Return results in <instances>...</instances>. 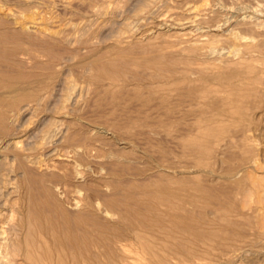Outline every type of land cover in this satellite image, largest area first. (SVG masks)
I'll return each instance as SVG.
<instances>
[{"label":"rangeland","instance_id":"374dc122","mask_svg":"<svg viewBox=\"0 0 264 264\" xmlns=\"http://www.w3.org/2000/svg\"><path fill=\"white\" fill-rule=\"evenodd\" d=\"M195 7H199L200 11L194 10ZM0 9V30L4 29L3 31L9 33H22L26 36L29 34L37 35L43 37L47 41H56L59 44L54 51H57L56 53L58 54L67 55L70 59L68 62L69 68L67 67L65 76L69 75L67 78L79 96V105L76 108L80 106L78 109L80 110L79 112L82 111V113H85V117H83L84 119L82 120L85 123L84 126L87 127H85V134L88 136V139H86L87 136H85L83 140L70 144V146L66 145L67 147H65V145H60V147H56V158L59 157V159L51 161V164L56 165L57 168L60 167L64 173L70 175L68 177H72L70 178L71 180L67 178L66 182L68 184L63 182L62 184H55V187L53 185L57 197L60 198L59 200L62 205L65 206L64 208H67V211L69 210L68 212L77 214L85 208L83 204H85L88 197L92 195L89 184L91 185V180L94 179L102 180H99L101 182H99L100 191L98 193L99 196L95 199L96 208L94 210L98 212V215L101 216L102 219L104 218L105 221L108 220L107 216H109L108 221H112L114 219H119H117V217L119 216L120 210L108 208L104 205L105 201L109 198H119L123 193L125 196L126 189L130 186L132 181L135 185H141V183L145 184L152 181V179L154 180V178L157 179L160 175L159 173L163 172L178 178H185L191 175L201 187H207L209 189L220 188L217 189L219 190L218 195L222 197L215 201L201 199L202 209L200 213L205 221L202 229L203 239H200L201 241L198 240L199 243L193 238L187 240L188 246L190 247L189 249L198 254V257L196 254L191 256V254H184L183 251L179 250L178 241L181 240V243L183 240V238H181L183 236L180 232L173 233L176 235V239L179 237L177 241L173 238V240L175 239L177 242L176 246L175 241L169 242L172 239L167 240L165 235H162L163 233L161 234L159 231L158 233H160L161 236L156 232L158 239H155L157 241L159 240L156 243L154 239V237H156L155 231L143 229V233L146 231L149 241L153 242L155 246L158 245L160 250L163 248L161 253L163 252L166 256L165 258L167 259L170 257V259H165V262H167V264H264V0H0ZM9 12L12 14H8ZM180 22L184 23L183 26L180 25ZM181 33H188V39H185L187 44L183 42V36L181 37V35H179ZM242 37L246 38L241 42L249 44L248 49L245 51H242L241 47H238L240 50L236 48L238 45L236 41H240ZM122 39H125L124 41H129L130 45H134L137 55L139 50L143 51V49L149 46L152 47L149 43H152L153 48H158L156 45L161 47L160 49L155 48L156 51L151 48L143 57L146 62L141 58L143 61L140 60L133 64L131 70L143 77V80H149L150 77L152 79L154 75V78L158 81H155L157 82L156 84L153 83L155 80L153 78L154 80H152L153 82L151 81V83L157 87L162 86L165 88L166 92H168L167 94L173 90L171 92L172 96L169 95L173 100H176L177 105L181 106V108L178 106L176 110L179 112L180 116H182L178 117L181 121L183 120L182 123L175 118L177 112L176 115H174L175 111L173 113L166 112V109L162 107L161 104H157V101L159 103L158 99L153 101L147 111L149 112L147 115L149 116L148 119L151 121V124L154 123L152 120L158 121L160 118L167 121H174L173 118H175L179 122L174 121L178 123V128H175L177 124L174 123L172 132L169 135L156 130V133H154L152 128H148L150 131H147V128L146 130L142 129L143 127H140V122L143 124L145 119L132 126V130L131 128L128 129V131L132 133L126 130L120 132L119 136L124 140L118 141L114 136L116 133L111 129H107V124H109L110 127V123L114 122L115 119L107 115L108 110L106 109H109L110 105L108 106L105 104L106 102L101 103V100L99 101L98 94L103 90V87L101 88V86H99L95 78V74H97L96 71L81 62L83 58H87V56L92 54L108 53L116 47V44L120 43L119 41H122ZM26 40L27 38L24 37L21 41L22 43L25 41L27 44L29 41L26 42ZM196 40L204 42L205 44L208 43L206 45L207 47H205V52L202 51L200 55L189 50L192 52L191 55H189V51V54L186 51V45L188 46L190 45L188 42L192 41L191 43H193V41ZM129 42L127 43L129 44ZM125 43L126 42H124V44ZM170 43L174 45L177 43L176 46L180 48L178 49L177 47L176 49L178 50H181L183 46V49L185 48L183 54L178 50L174 52L176 51V46L174 48L166 47L170 45ZM138 44L140 45L139 47L137 46ZM28 45L26 46L27 48L29 47V49L33 47V50L30 49L32 53L35 51V53H37V47L31 46L32 44H30V42ZM146 45L147 47H145ZM162 46L168 48H164L165 51L163 50L166 55H164L165 53H160ZM252 47L255 50L253 49L252 51ZM170 48L172 51L169 50ZM40 49L38 51L39 54ZM158 50H160V52ZM42 51L41 49V52ZM187 54L190 57H188L189 61H186ZM192 54H194V57H192ZM146 56L151 57L149 60L153 62L157 60L160 66L155 64L156 62L153 63L152 65L156 68L153 70L151 67L152 65H150L152 61L147 62ZM43 57L45 59L47 58L44 54ZM153 57L156 59L155 61ZM161 57L162 59H160ZM239 58H245L246 60H241ZM199 59L204 62V65L198 66L200 63ZM249 59L251 63L247 64L248 67L246 66V68L244 66ZM170 60L171 62L167 63ZM207 60L210 62L215 61L223 67H238L244 76L239 72L241 81H229L224 84V86L222 83V87L221 83H213L212 81L210 83L208 79L210 76L207 77L209 73L212 72V76L216 73H220L218 69H221V72L229 69L224 67L225 70H222L221 66V68L218 69H210L208 72L206 70L208 69L206 66L209 65L206 63L208 62ZM179 61H181V64ZM197 61L199 63L196 64ZM237 61L241 62L239 63L241 64L239 65L240 67L237 65ZM143 62L144 64H142ZM182 62L187 67L190 66V69L193 66L195 67L196 64L195 70L200 67L202 68L201 71L205 69L208 74L206 71L204 74V72L201 73L198 70L196 71L197 73L194 74V69H187ZM147 63H149V65ZM235 63H237V66L234 65ZM244 63L245 65H243ZM178 64H180V66H178ZM147 65L149 67H146ZM163 65L166 67L164 68ZM242 65L243 67H241ZM249 65L252 67H249ZM135 66H137V68ZM202 66H205L204 69ZM181 67L184 69L182 70ZM175 68L182 71H178L180 72L178 73L177 70H175L179 78L183 77L181 76L183 75L182 73L186 72L185 74L189 79H192L193 83L194 80L197 79L198 73H200L199 77H201L198 79L202 82H197L201 85L204 84L203 86L214 91L215 94L211 95L215 97L212 98L209 96L203 103H198L192 98H189L190 100L187 98V100H179V94L193 87L192 85L197 86L198 83L196 84L195 81V84H192L189 79L190 82H187L186 79L188 77L186 75H184L182 80L172 75ZM245 68L250 74L245 71ZM248 68L250 69L248 70ZM170 70L171 73L169 72ZM212 70H214V72ZM153 71H155L154 74ZM147 75H149V77ZM171 75L174 76L172 77L173 80L178 78V80L175 79L178 81L177 84L176 81H174V83L172 82L170 79L171 77L169 78ZM203 77H207V80H202ZM168 79L169 81H167ZM243 79H245V81ZM179 81H181V84L183 83L184 87H181L182 85L179 84ZM146 82L149 83L150 80ZM160 83H167L168 85H162ZM213 85L217 88L216 90H221L219 92H222V95L217 92L215 88L213 90ZM168 86H171V88ZM223 89L224 92L222 91ZM216 93H219V95ZM216 97H220L227 101H224L225 105L228 106V104H230V109L229 106L228 108L225 107L227 109L221 106L224 105V102L222 100H218L219 102H217L218 98L215 99ZM208 100H210L209 104L206 103ZM192 103H197L198 105ZM210 103H215L216 105ZM156 104L160 107L158 108ZM207 104L219 110L213 109L219 117H215L212 109L211 112H209L210 106L207 108V106H205ZM194 107H196L197 110ZM154 108H158L157 111L159 113H156ZM161 108L165 110L163 111ZM101 109L104 113L101 112ZM192 110L195 113H193ZM205 110H207V112ZM197 111H199V114L196 113ZM204 111L206 112L205 115ZM230 111H232V116L234 112L237 114H234V117H232L230 116ZM184 112H186V115L188 114V119ZM192 113L194 115H192ZM169 114L171 118H169ZM213 114L214 116H212ZM214 117L215 119L211 120V118ZM62 119L72 124L75 122L73 119ZM120 120L124 122L121 117L119 121ZM86 121L90 122V124ZM150 121L148 122L149 124ZM181 124L185 126L183 127ZM188 125H190V127H187ZM195 126L198 127L199 130H197ZM179 127H181V129ZM202 130L204 133H202ZM206 130L211 132V135H209V133L206 134ZM184 132H186V135ZM187 132L188 134L189 132L195 134L194 136L193 134L188 135ZM199 133H201L202 136ZM135 134L138 135L136 136ZM203 136L205 138H203ZM206 136L209 137L207 138ZM187 137L188 139L194 137L192 140L195 142L199 141L205 146L208 145L207 148L209 149L204 151L206 153H202L201 155L197 154V158H199L200 155V159H202L199 167L196 165V155H190L181 146V139H186ZM151 141L153 143H150ZM153 149L154 151L152 152ZM164 157L170 163L169 172H165L162 167L160 168L159 166V162H161ZM157 159H159L158 162ZM71 168L72 171L70 170ZM115 172H117L116 175ZM83 174L87 175L84 177ZM133 182L131 184H134ZM95 183L98 184L97 182ZM85 185L88 186L86 187ZM115 188L118 190L121 189L120 193H117L118 190ZM114 191L116 193L115 195ZM226 192L231 195L232 200H228L224 197L223 194ZM119 194L121 196H119ZM124 196H122V198ZM17 206L18 204L12 205L11 209L13 208L15 210ZM82 206L84 207L81 208ZM106 211H109L110 215ZM231 223H234L236 227ZM149 233L152 236H149ZM134 240L137 241L135 238ZM160 241L164 242V245ZM164 247L169 250H166ZM165 251L171 253L172 251L175 253L177 251L179 254L176 253L178 255L175 256V253L170 254ZM180 253H182V255ZM167 254H169V257ZM153 263L154 262H152V264ZM146 264H150V262Z\"/></svg>","mask_w":264,"mask_h":264},{"label":"bare ground","instance_id":"6f19581e","mask_svg":"<svg viewBox=\"0 0 264 264\" xmlns=\"http://www.w3.org/2000/svg\"><path fill=\"white\" fill-rule=\"evenodd\" d=\"M194 10L200 11L199 7H195ZM8 14H12V13L9 12ZM183 24L184 23H181L180 25L183 26ZM3 30H0V264H142V263L146 264L147 262H150V264H152V262L158 264H167V262H165L166 256L163 254V252L161 253L163 248L162 250H160L159 249L160 247L158 248V245L155 246L153 242L149 241L148 236L146 235L147 233L146 231H144L145 233H143V229L153 230V232L155 231V233L156 232L158 233L159 231L161 232V234L163 233L162 235H165V238L167 240L172 239L169 242L175 241L176 235L173 234L174 232H180L183 236L181 237L183 238V240L181 243H180L181 240L178 241L179 242L178 247L180 248L178 249L183 251L184 254L188 253L191 254V256L195 255L196 253L192 252L189 249L190 247L188 246L187 240L191 238H193L195 241L203 239L202 229L205 221L201 217V213H200L202 209L201 199L208 201H215L220 199L222 196L218 195L219 190L217 189L220 188L209 189L207 187H201L200 185L197 184L194 177H192L191 175L185 178H178L176 176L168 175L167 173L163 172V173H159L160 175L157 177V179L154 178V180L152 179V181L148 183L143 182L145 184L141 183V185L138 184L135 185V183L132 181L134 184H131L132 182L130 183V186L127 187L126 189L125 196L123 195L124 193L121 194L122 196H124L123 198L119 194V196L121 197L109 198L105 201V204L103 203L108 208H111L113 210L114 209L120 210L119 213L120 217L119 216L117 217V219L119 218L118 220L114 219L112 221H108L109 216H107L108 220L105 221L104 218L102 219L101 216L98 215L99 213L95 212L94 210L96 208L95 199L97 198V196H99L98 195L100 191L99 180L101 179L99 180L94 179L95 181L91 180L92 183L91 185L89 184L90 186L89 188H91L90 191H92V195L88 197L86 203L84 202L85 204L83 205L85 206V208H83L84 206L81 207L84 210L82 209L81 212L77 214H73L68 212L69 210L67 211L66 210L67 208L66 209L64 208L65 206L62 205V203L59 200L60 198L57 197L53 185L55 187V184H59V183L62 184L63 182L67 181V178L69 180L72 177H68L70 175L64 173L60 169V167L57 168L56 165L51 164V161L55 159H59V157L56 158L57 156L56 147L58 146L60 147V145H65V147H67L68 145L70 146V144L79 142L83 140L85 136H87L85 134L86 126H84L85 123L82 120L84 119L83 117H85L84 115L85 113H82V111L79 112L80 110L78 109L80 106L76 108L79 105V96L75 92L74 87L70 84V81L67 78L69 75L65 76L66 74L65 71L68 67V62L70 59L68 58L67 55H63L61 53L58 54L56 53L57 51L56 52L54 51V49L58 47L59 44L56 41L55 42L47 41L43 37L37 35L29 34L26 36L23 35L22 33H9ZM179 35H181V37L183 36L184 39L183 42H186L187 44V41H185V39H188L187 37L188 33H181ZM24 37L27 38L26 42L29 41L30 44H32L31 46L37 47L36 48L37 53H35L36 51L34 53L31 52L30 49H32L33 47L30 49L29 47L27 48L26 45H28L29 42L26 44L24 41L23 43L25 45L22 43L21 40H23ZM245 38L246 37H242L240 41H236V43L239 45L238 46L236 44L237 49L238 47H241L242 51L248 49L249 44L241 42ZM124 40L125 39L119 41L120 43H117L116 47H114L108 53L92 54L90 56H87V58L86 57L83 58V60L81 59L82 64L96 71L97 74H95V78L97 79L99 86H101V88L103 87V90L100 92V94H98L99 101L101 100V103L106 102L105 103L106 105L108 106L110 105L109 109L108 108L106 109L108 110L107 115L113 117V119L114 118L116 119V120L114 119V122L110 123V127L109 124H107L108 125L107 129H111L112 131H114L116 135H118V136L116 135L114 136L119 141L123 139L121 138V136H119L120 132L125 130L128 131V129H130L132 126L138 124L141 120L143 121L145 119L143 124H141L142 122H140L141 125L140 127L141 128L143 127L142 129L146 130L147 128L148 131L149 130L148 128H152V130H154L153 131L154 133H156L155 132L156 130L158 132H162L163 134L169 135L172 132L174 123L177 121L176 119H178V117L180 116L176 108L178 106L181 108L180 105H177L176 100L175 99L173 100L170 97L171 92L173 90H171L169 95L167 94L168 92H166L165 88H163L162 86L157 87L156 85H153L151 83V81L155 79L154 75L152 79L151 77L149 78L150 82L148 83L146 81L149 80L147 79H145L146 81L143 80L144 79L143 77H141L138 73L136 74L132 72L131 70L133 64L142 60L145 54H147L151 50V48L154 51H156L155 48L157 47L153 48L152 43H149V45H151L152 47H150L149 45H148L149 47H147L146 45L145 47L147 48L143 49V51L139 50L140 53L138 52L137 55L134 45H130L129 41H124ZM196 41H193V43H191L192 41L188 42L190 44L188 46L185 44L187 47L186 50L187 53L189 50L194 51L195 54H200V55L202 51L205 52L204 50L205 47H207L206 45L208 43L205 44L204 42H200V41L196 42ZM124 42L126 43L124 44ZM127 42H129V44ZM176 45L170 43V45L166 47L174 48ZM137 46L139 47L140 45L138 44ZM156 46H158L157 49L161 48L159 47V45ZM177 47L178 46H176L175 49ZM40 48L43 50L42 52ZM164 48L165 47L162 46L161 52L160 50L158 51L161 54H164L165 53ZM39 49H40V54L38 52ZM178 49L180 48L178 47ZM178 49H176V51L174 52H177ZM184 49L182 46L181 50L178 51H181L183 54ZM253 49L254 48L252 47V51ZM169 50L172 51L171 48ZM41 53H43L47 58L45 59L43 57V54ZM189 53L188 54L191 55L192 52L189 51ZM164 55H166V53ZM189 55L187 56L186 61L188 60ZM192 55H193L192 57H194V54ZM145 58L147 62L152 61L149 60V58L151 59V57L149 56L148 57L146 56ZM160 59H162V57ZM239 59L246 60L245 58L243 59L239 58ZM155 60L156 59L154 58V61ZM201 61L200 63L197 61L196 64L199 63L200 65L198 64V66L204 65L203 62L204 60L202 61L203 63ZM240 61L239 62L237 61L238 64L235 63L234 65L236 64L238 66L241 65L239 64L241 63ZM250 61H251L250 59L246 61V65L245 63L243 64L245 65L244 67H246L247 64H250L251 63ZM144 62L146 61L144 60ZM144 62L142 64H144ZM155 62L152 61L150 65H152L153 63L157 65L160 64L157 63V60ZM169 62H171V60L168 61L167 63ZM179 62L181 64V61ZM206 63L209 64L208 66H206L208 68L206 69L207 71L210 69H218L221 68L222 66L216 63L215 61L214 62L208 61ZM147 64L149 65V63ZM180 64H178V66H180ZM196 64L195 67L194 66L191 67L193 69L194 68L196 69ZM148 65L146 67H149ZM243 65L241 67H243ZM251 65H249V67ZM163 66L164 68L166 67L165 65ZM135 67L137 68V66ZM151 67L154 70L155 66L152 65ZM224 67H226L229 70H225ZM224 67L222 66V70L224 69L226 72L225 71L221 72V69H218L222 74L216 73L212 76H211L212 72L209 73L210 74L209 75L205 69L204 71H201L202 68L198 67L200 70L198 68L197 70L201 73L204 72V74L206 71V73L208 74V75L206 74L207 77L210 76L208 77L210 83L211 81L213 83H221V87H222V83L224 86V84H226L229 81L234 80L235 82L236 80L239 81L241 79V75H240L241 72L238 69V67L237 68H231V67L229 68V66L228 67L224 66ZM192 68L190 69V66L187 67V69L189 70H193ZM246 68L245 71H247ZM183 69L184 68H182V70ZM195 69L193 71V73L195 72L194 74L197 73L196 72L197 70ZM249 69L250 68H248V70ZM175 70H177V72L180 71L178 70V68H175L174 69L175 74L172 72L173 73L172 75L178 77L176 75ZM172 71H173V67H172ZM212 71L214 72V70ZM154 72L155 71H153V74ZM169 72L171 73V70ZM185 73H182L183 75L180 74L181 76H183L180 77L181 80L182 78H184V75H186ZM247 73L249 72L247 71ZM198 74L200 75V73ZM172 75L169 76V78L171 77L170 79L174 83V81L178 80L179 77L175 78L176 80L175 79L173 80L172 77L174 76ZM199 75L197 79L194 80V83L192 82V79L191 78L189 79L187 75L186 76L188 78L185 76L187 78L185 79L187 80V82L191 80L192 84H195L196 81L197 84L198 82L201 81L198 79L201 77V76L199 77ZM147 76L149 77V75ZM207 77L205 78L203 77L202 80L204 79L207 80ZM156 80L157 79H155L154 82L153 81L152 82L156 84L157 83L155 82ZM243 80L245 81V79ZM167 81H169V79ZM179 82H180L179 84H181V81ZM177 83L178 81H176V84ZM198 84L197 86L192 85L193 87H190L187 90L183 91V93L179 94L180 95L178 97L179 100L182 101L192 98L198 103H203L207 100L209 96H211L212 98L215 97L211 95V94H215L214 91L208 89L206 86H203L204 84L203 85L199 84V86ZM181 85H182L181 87H184L183 83ZM214 85H213V90L216 87V85L215 87ZM168 87L171 88V86ZM216 89L217 88H215V90ZM216 91L219 92L221 90L219 91L216 90ZM222 91L224 92V89ZM219 93L216 94L219 95ZM220 97L215 98V99L218 98L217 102H219L220 100L224 102L225 100L221 99L222 97L221 98ZM155 99L159 100V103L157 101V104L159 105L161 104V106L166 109V110L164 109L166 112L173 113L175 111L174 115H176L177 112V115L175 117L176 119L173 118L172 115V118L174 119L175 122L172 120L167 121L162 118H160V120L158 121L152 120L150 116L151 120L154 121V123L151 124V121L148 119L149 116L147 115L149 114V112L147 111L150 105L153 103V101H155ZM209 101L210 100H208L206 103L209 104ZM225 102L224 105L221 106H224V108L225 107L228 108L230 104L226 106ZM192 104H197V103H192ZM208 104L205 105L207 106V108L210 106ZM210 104L216 105L215 103H210ZM183 105L185 106L184 103ZM100 107L104 108L103 106ZM159 107L160 106H158V108ZM212 107L211 106L209 107L210 108L209 112H211L212 109L216 117L217 116L215 113L216 111L213 110L215 109V107L213 108ZM158 108H154V111L156 110L155 111L156 113H159L157 111ZM194 108L196 109V107ZM199 111H197L196 113L199 114ZM205 111L207 112V110ZM205 111H204V115L206 113ZM232 111H230L231 112L230 116H232ZM101 112L104 113L102 109ZM193 113L192 115H194ZM184 114L186 115V112H184ZM214 114L212 116H214ZM234 114L232 117H234ZM192 115L190 114L191 117ZM169 116H170L169 118H171L170 114ZM186 116L188 119V114ZM120 117L124 120V122H122L121 120L119 121ZM215 117L211 118V120L215 119ZM62 118L73 119L75 120V122L73 121L74 123L72 124L71 122L65 121ZM148 120L150 121V124L148 123L149 122ZM182 121L180 120L179 122L182 123ZM178 123H175L177 124V127L175 126V128H178ZM88 124H90V122H88ZM187 127H190V125H188ZM179 128L181 129V127ZM196 128L197 130H199L198 127ZM206 132H207L206 134L209 133V135H211V132L207 130ZM184 133L186 135V132ZM202 133H204L203 130ZM189 134L191 133L189 132ZM192 134L194 136L195 133ZM188 137L186 139H181L180 141L181 146L190 155L192 156L196 155V165L199 167L202 162V159H200V155L202 153H206L204 151L209 149L207 148L208 145L205 146L203 143L199 141L195 142L194 140H192L194 137L191 139L190 138L188 139ZM206 137L208 138L209 136ZM203 138L205 137L203 136ZM86 139H88V136ZM204 142L207 143L206 141ZM150 143L153 142L151 141ZM153 151L154 149L152 150V152ZM164 153L166 152L164 151ZM197 154H200L199 158H197ZM158 160L159 159H157V162ZM159 166L160 168L162 167V169L165 172L170 171V167H169L170 163L165 157L163 160H161V162H159ZM70 170L72 171V168ZM116 173L117 172H115V175ZM95 182H97L98 184H96ZM85 186L87 187L88 185ZM117 188L115 189L118 190ZM120 190H118L119 192L117 191V193H120ZM115 194L116 193L114 191V195ZM223 195L228 200L232 198L231 195L227 192ZM15 204H18L16 209L15 210L13 208L11 209V206ZM106 212L109 214V211ZM231 224H233L236 227L234 223ZM157 233L155 234L156 237H154V239L155 238L158 239ZM158 234L160 235V233ZM149 236L152 235H150L149 233ZM134 238L137 241H135ZM173 238L175 239L173 240ZM158 241L156 240L155 242L157 243ZM176 241L175 244L177 243ZM161 243L163 244L164 242ZM164 248L166 249V247ZM166 253L172 254L175 252L172 251V253L171 252H166ZM176 253L178 252L176 251ZM178 254H176L175 256H177ZM180 254L182 255V253ZM167 255L169 257V254ZM196 255L198 257V254ZM167 259H170V257Z\"/></svg>","mask_w":264,"mask_h":264}]
</instances>
